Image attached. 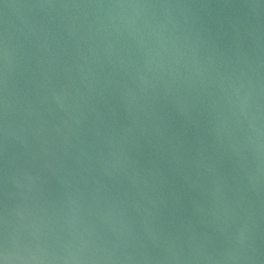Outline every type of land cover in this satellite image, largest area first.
<instances>
[{
    "label": "water",
    "instance_id": "95a60500",
    "mask_svg": "<svg viewBox=\"0 0 264 264\" xmlns=\"http://www.w3.org/2000/svg\"><path fill=\"white\" fill-rule=\"evenodd\" d=\"M0 264H264V0H0Z\"/></svg>",
    "mask_w": 264,
    "mask_h": 264
}]
</instances>
